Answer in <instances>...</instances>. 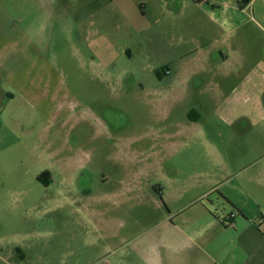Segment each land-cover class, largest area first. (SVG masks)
I'll list each match as a JSON object with an SVG mask.
<instances>
[{
  "label": "rangeland",
  "instance_id": "1",
  "mask_svg": "<svg viewBox=\"0 0 264 264\" xmlns=\"http://www.w3.org/2000/svg\"><path fill=\"white\" fill-rule=\"evenodd\" d=\"M169 1L0 0V264H125L237 211L264 232V0H206L231 24L202 48Z\"/></svg>",
  "mask_w": 264,
  "mask_h": 264
},
{
  "label": "crops",
  "instance_id": "2",
  "mask_svg": "<svg viewBox=\"0 0 264 264\" xmlns=\"http://www.w3.org/2000/svg\"><path fill=\"white\" fill-rule=\"evenodd\" d=\"M169 2L164 30L171 38L181 34L190 36L198 39V46L202 48L212 41H219L224 34L223 24H231L229 20L219 21L220 10L214 6L212 9L206 6V0H170ZM230 9L236 11L233 6H230ZM218 51V56L213 58L217 61L223 76L218 88L235 92L240 84L235 82L236 77L233 73L236 69L232 67L238 64L242 55L235 51ZM238 66L237 70L240 69V65ZM211 70H207L208 74ZM228 100L231 101V98ZM243 101L250 102V96L246 94ZM255 112L254 107L253 110L244 112L243 116L252 117ZM199 202L201 200L197 203ZM230 213L219 218L203 217L198 228L193 227L195 223H192L190 228L182 232L185 234L184 242L172 243L169 247H164L162 252L153 250L145 258L127 261L125 264H264V232L257 230L255 232L253 228L256 227V222L251 221L248 214L243 211L234 213L231 225H223L221 219L226 218L227 215L229 217ZM261 217L264 226V216ZM166 252L167 259L162 260L161 255Z\"/></svg>",
  "mask_w": 264,
  "mask_h": 264
},
{
  "label": "flooded vegetation",
  "instance_id": "3",
  "mask_svg": "<svg viewBox=\"0 0 264 264\" xmlns=\"http://www.w3.org/2000/svg\"><path fill=\"white\" fill-rule=\"evenodd\" d=\"M43 174H44L45 176H47L48 181L51 182V176H50V173L47 172V171H45V172H43L41 175H43Z\"/></svg>",
  "mask_w": 264,
  "mask_h": 264
},
{
  "label": "trees",
  "instance_id": "4",
  "mask_svg": "<svg viewBox=\"0 0 264 264\" xmlns=\"http://www.w3.org/2000/svg\"><path fill=\"white\" fill-rule=\"evenodd\" d=\"M249 1H250V0H249ZM41 177H46V178H47V176H45L44 174H43V175H41ZM47 179H48V178H47ZM47 179H46V180H47ZM43 183H44V182H43Z\"/></svg>",
  "mask_w": 264,
  "mask_h": 264
},
{
  "label": "built area",
  "instance_id": "5",
  "mask_svg": "<svg viewBox=\"0 0 264 264\" xmlns=\"http://www.w3.org/2000/svg\"><path fill=\"white\" fill-rule=\"evenodd\" d=\"M167 73H168V72H167ZM232 217H233V216L231 215L230 218L232 219ZM230 223H231V222H230Z\"/></svg>",
  "mask_w": 264,
  "mask_h": 264
}]
</instances>
